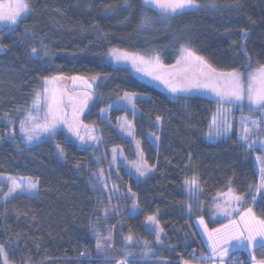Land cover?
Masks as SVG:
<instances>
[{"label":"trees","instance_id":"1","mask_svg":"<svg viewBox=\"0 0 264 264\" xmlns=\"http://www.w3.org/2000/svg\"><path fill=\"white\" fill-rule=\"evenodd\" d=\"M28 3L29 13L12 30H0V176L38 180L36 196L0 197V245L8 264H114L124 258L131 264H202L199 255L208 250L195 219L208 217L221 196L240 197V213L252 207L264 219L258 153L241 143L236 131L207 140L215 102L173 99L146 77L107 60L110 50L119 49L158 56L169 67L185 46L218 71L246 74L264 65V0H198L199 9L169 19L142 0H129L130 6L125 0ZM54 76L62 77L65 87L72 81L68 77L91 83L96 98L82 123L101 130L100 145L81 148L63 130L33 146L21 141L20 121L35 93ZM126 93L140 95L134 102V137L153 172L137 181L117 164L113 182L96 188L94 176L106 171L113 150L135 156L132 139L116 128L125 111L112 110L108 120L103 115ZM193 178L205 206L195 216L185 184ZM149 216L162 229L161 243L152 245L148 259H131L126 253L137 248L128 245L130 239L155 244L146 226ZM253 253L264 261V247Z\"/></svg>","mask_w":264,"mask_h":264},{"label":"snow or ice","instance_id":"2","mask_svg":"<svg viewBox=\"0 0 264 264\" xmlns=\"http://www.w3.org/2000/svg\"><path fill=\"white\" fill-rule=\"evenodd\" d=\"M143 6H151L157 12V15L162 19H169L175 15L183 13L187 9H199L200 5L198 0H142ZM125 5L130 6L129 0H125ZM30 11V4L28 0H16V3L8 11H0V22H7L9 30L11 25H15L18 22L21 14L27 15ZM145 24L150 23L149 17L143 18ZM2 47V46H0ZM32 54L38 56V50L33 47ZM116 51V50H113ZM179 58L175 65L169 66L173 71L165 72L161 71L155 75L154 78L161 80L166 87L172 93L188 92L192 88H204L213 92L219 101H226L228 103L243 104L247 101L250 110L258 109L264 114V65L258 66L255 71L249 72L247 78L239 70H232L229 72H217L212 68L203 57L197 55L191 48L182 46L179 49ZM47 55V53H45ZM130 60L133 67H137L138 64H153L155 68L163 69V65L159 62V57H153L150 60H145L144 57L135 54L124 53L117 59ZM251 67V64L245 66V68ZM195 69L199 76L197 78H191L187 75L188 72ZM137 70H140L139 68ZM150 75L152 73H149ZM176 77V79H169L168 77ZM63 79L62 77H51L46 79L45 87L42 91H37L33 99V109H39L41 102L46 105V111L42 117L43 123H37V120L41 117L34 115L32 110L27 111V115L20 121V130L26 134L27 142L31 143L38 136L39 132L48 133L50 137L55 136L57 128L60 124L66 126L67 131L76 136L81 142H85V137L80 134L81 123L79 121V115L83 111V108L87 106V100L91 99L89 93H85V97L81 100L71 95H68V102L72 106L71 121L67 118V113L63 111L61 105L64 103L63 97L67 94L65 91H59L54 85L59 83ZM67 79L76 82L78 80L83 81L82 77H68ZM95 78H93L94 80ZM88 88H91V83L84 81ZM53 85V87H49ZM129 103L134 100V94H125L123 98ZM133 108L135 107L132 103ZM111 107V106H110ZM219 111V110H218ZM161 117H157L159 122ZM217 116L213 117L212 125L217 127H223L224 131H228L231 127L225 119L223 124H218ZM264 121L251 120V124L258 130ZM28 125H31L29 127ZM255 134L251 132L248 127L244 128V135L241 137L244 141H248L249 136ZM131 135V133H129ZM89 139H96V137L89 135ZM159 140V137H156ZM264 144V142H261ZM252 147L251 144L248 145ZM60 149V155H63V149L60 145H57ZM115 152V150H114ZM115 159V156H114ZM257 159H261L257 157ZM152 169L146 166V161H142V164L137 166L136 171L140 176H146ZM261 187H264V168L261 169ZM10 186L8 192L4 194V198H15L16 195L21 193H33L38 188V180L34 181L28 179L26 182H17L15 179L9 178ZM185 184L188 185L190 191L194 190L197 182L196 179L186 180ZM231 192V189H229ZM233 199L239 201L240 197L234 196ZM219 208L220 206L217 205ZM230 215V213H227ZM107 215V210H105ZM148 221L150 223H157L154 216H149ZM243 227L236 222H231L233 230L224 234L222 229H214L212 233H208L209 241L211 242L212 252L216 256L221 257L220 264H223V256L227 254L228 248L232 246V241H236L237 244H244L245 240L251 244L256 236L264 238V219L257 218L252 209L249 208L240 218ZM204 224L203 219L200 221ZM207 231V226L205 225ZM162 231V230H161ZM247 232V236L244 233ZM215 234V235H214ZM157 240H159V233L157 232ZM130 239V237H129ZM261 247H264V239L259 242ZM99 248V243L97 244ZM0 259H3L4 264H7V255L3 245H0ZM117 264H124L123 261H118ZM183 264H188V261H183ZM259 264H264V261H260Z\"/></svg>","mask_w":264,"mask_h":264},{"label":"rangeland","instance_id":"3","mask_svg":"<svg viewBox=\"0 0 264 264\" xmlns=\"http://www.w3.org/2000/svg\"><path fill=\"white\" fill-rule=\"evenodd\" d=\"M15 3H16V0L0 1V11L6 12L10 10L12 6H14ZM147 7L152 8L151 6H147ZM192 10H196V9H187L185 11H192ZM24 16H25L24 14H21L18 21L22 19V17ZM14 26L15 25H11L10 27H14ZM8 27L9 26L6 21L0 22V30L4 28H8ZM113 50H116V51H113ZM124 53L133 54L130 52L119 50V49H112L108 53L107 60L109 63L113 64L114 66L128 67L134 74L140 77H146L153 86H155L157 89L161 90L162 92L168 94L173 99H177L179 97H185V96L187 97L199 96V97H204V98L213 100L215 102V105H214L215 110L213 112V115L210 121L209 130L206 136L207 140L210 142L220 141L222 139L229 137L230 135H232L233 132L236 131L237 134L239 135V138H240L239 141L241 143H243L246 146L251 144L252 147L248 146L250 151L254 153H258V155H256L255 162L257 165V169L260 173L259 175L260 189H261V192L264 193V187H261V175H262L261 169L264 168V144L261 143V142H264V123L261 124L258 130L251 124V120L264 121V114H262L258 109L250 110L247 101H245L243 104L219 101V98L213 92L207 89H204V88H192L188 92L172 93L169 90V88L166 87V85L161 80L154 78V76L159 74L161 71H165V72L173 71L170 67H165L163 61L160 58H159V62L161 65L164 66L163 69L155 68L153 64L151 63L138 64L137 67H133L132 62L130 60H125L122 58L117 59V57L122 56V54ZM134 54L144 57L145 60H150L151 58L156 57V56H151V55H141L137 53H134ZM138 68L140 70H137ZM216 71L218 73L225 72V71H218V70ZM253 71L255 70H250L246 74L243 73L244 77L247 78L249 72H253ZM149 73H152V74L150 75ZM187 75L191 78H197L199 76L198 72H196L195 69H192V71L188 72ZM168 78L176 79V77L174 76L168 77ZM84 81L86 80H83V81L78 80L76 82L71 81L70 85L68 87H65L63 80L61 79L59 83L54 85L56 89L58 90V92L65 91L67 93L63 97L64 103L61 105V107L63 108V111L67 113V118L69 119V121H71V117H72V106L68 102V95H71L81 100L85 97V93H89L91 95V99L87 100V106L83 108V111L79 115V121L81 123L80 134L85 137V142H81L79 139H77L76 136L69 133L67 131L66 126L63 124H60L56 131V133L62 130L66 132L81 148H85L88 146H98L102 143L101 130L97 127L86 126L82 123L83 115L89 110L90 106L94 102V99L96 98V93L94 91V88H92V85H91V88H88L87 84L84 83ZM44 87H45V82L43 84L42 89ZM49 87H53V85H49ZM42 89L40 91H42ZM124 97H122L121 99L113 103L110 109L105 111L103 115H104L105 120H108V118L110 117V112L112 110H124L125 111L126 114L118 119L116 128L123 136L129 139H132L133 144H134V155L135 156L134 157L125 156L123 154V150H120V149H115V152L113 150L111 154L113 160L111 164L108 165L106 171L100 170L94 176V184L97 183L96 188L103 189L106 187L107 183L111 184L113 182L112 176L118 173V171L116 170L117 164L122 165L126 167L127 169H129V173H131L137 181H141V179H144L145 177L149 175V173L151 174L153 172V170H151L148 172L146 176H140L139 173L136 171L137 166L141 165L142 161H144V155L142 152V147H141L140 142L136 141L134 137L133 117L137 115V111L135 107L133 108L132 103H134L135 100L140 97V95L134 94V100L132 103H129L127 100L123 99ZM30 110L33 111L34 115L41 117V119L37 120V123H43L42 117L44 116L45 111H46V105L44 104V102L43 101L41 102V107L39 109H33V106H32ZM214 116H217L218 118L217 122L218 124H221V125L223 124V121L226 119L227 123L231 125L230 129L228 131H224L223 127H220L218 129L217 127L213 126L212 120ZM28 126L31 127V125H28ZM245 127L250 128L251 132L255 133L249 136L248 141H244L243 139H241V137L244 135ZM129 133H131V135H129ZM20 135L22 138L21 141L29 146L36 145L37 143L42 141L44 138L50 137L48 133L38 131L37 138L34 139L31 143H29L27 142L26 134L24 132L21 131ZM89 135L96 137V139L94 140L89 139L88 138ZM152 141L155 144L158 143L156 140H152ZM114 156H115V159H114ZM257 157H260L261 159H257ZM111 167L113 169H111ZM9 178L15 179L17 182H26L28 180L27 178H16L13 176H0V197H2L4 200L11 199V197H9L8 199L4 198V194L8 192V188L10 186ZM37 191H38V188L33 193H21L19 195L36 196ZM186 192L190 198V203H191L190 204L191 206L190 215L195 216V215H200L201 213L205 212V209H203L205 208V206H203V204L200 201L201 191L199 190L197 185L194 187V190L192 191L189 190L188 185H187ZM232 197H234V195L231 193L221 196L218 200V203L213 206V210L210 208L211 209L210 211L209 208H206V210L208 209L210 211L209 215H207L208 217L198 216L195 219V225L198 230V233L208 250L207 253L199 255V259L203 261L202 264H220V261H221V257L214 255L212 252L211 242L209 241L208 233H212L214 229H222L224 230V234H226L227 232H231L233 230V225L231 222L233 221L236 222L237 224H240L241 228L243 227V224L241 223L240 218L248 209L240 213L239 204L241 203V199L237 201L236 199H233ZM209 205L207 207H210ZM217 205H219L220 207L218 208ZM251 209H252L253 214L257 218L262 219V217L257 214L254 208L251 207ZM227 213H230V215ZM219 218H222V219H219ZM201 219H203L204 224L200 223ZM156 222L157 223H150L148 220L146 221V226L148 230L154 235L155 244L153 243L150 244L147 241H144V243H140L139 241L135 239H130L128 241V245L134 246L137 248L135 251H128L126 253L127 255H129L130 258L139 257L142 260H146L148 259V256L151 253V251H153L152 245L153 246L157 244L159 245L161 243L163 232L161 231L162 229L157 221V218H156ZM205 225L207 226V231L205 230ZM157 232L159 233V240H157V235H156ZM247 235H248L247 232H245L244 236H247ZM262 239L264 238H261L260 236H256L255 240L251 244H249L248 241L245 240L244 244L242 245L237 244L236 241H232V246L228 248L227 254L223 256V264H225V256H228L232 252L237 251L239 249L246 251L251 256V262H252L251 264H259L260 261H256L255 259H253L254 257L252 256L253 255L252 251L255 247L260 246L259 242ZM118 261H123L124 264H131L127 258L119 259ZM118 261H116L114 264H117ZM3 264H4V261H3ZM144 264H150V263L144 262Z\"/></svg>","mask_w":264,"mask_h":264},{"label":"built area","instance_id":"4","mask_svg":"<svg viewBox=\"0 0 264 264\" xmlns=\"http://www.w3.org/2000/svg\"><path fill=\"white\" fill-rule=\"evenodd\" d=\"M230 264H249V261L242 253H236L231 259Z\"/></svg>","mask_w":264,"mask_h":264},{"label":"crops","instance_id":"5","mask_svg":"<svg viewBox=\"0 0 264 264\" xmlns=\"http://www.w3.org/2000/svg\"><path fill=\"white\" fill-rule=\"evenodd\" d=\"M259 175H260V173H259V171H258V177H259ZM259 180H260V178H259ZM264 194V193H263ZM257 247H259V246H257ZM257 247H255V248H257ZM255 248L253 249V251H252V256L254 257V250H255ZM236 252H243V253H245L247 256H248V258H249V260L251 261V256L246 252V251H243V250H237V251H234V252H232L230 255H228V256H225V264H228V261L231 259V257L233 256V254L234 253H236ZM254 259V258H253Z\"/></svg>","mask_w":264,"mask_h":264}]
</instances>
